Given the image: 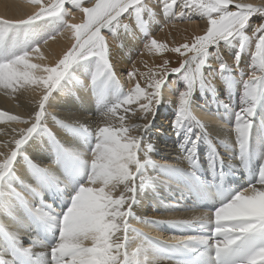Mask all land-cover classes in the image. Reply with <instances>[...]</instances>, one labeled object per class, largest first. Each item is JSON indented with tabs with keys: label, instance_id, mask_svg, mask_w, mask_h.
<instances>
[{
	"label": "bare ground",
	"instance_id": "bare-ground-1",
	"mask_svg": "<svg viewBox=\"0 0 264 264\" xmlns=\"http://www.w3.org/2000/svg\"><path fill=\"white\" fill-rule=\"evenodd\" d=\"M49 2L43 0L45 6ZM82 2L84 7H91L95 0ZM165 2L170 5L167 12L164 11ZM181 3L182 0H143L139 14L129 9L120 18L122 24L115 35L109 29H101L109 48L111 70L102 71L96 57L82 58L71 65L51 93L46 104L47 114L41 122L44 126L22 147L13 172L4 181L26 199L0 197V228L4 229L0 230V264H52L50 250L58 242L60 219L70 206L71 197L88 179V161L96 143L95 129L103 126L105 113L136 83L146 87L148 74L161 72L164 60L168 61L169 71L179 67L191 53L181 55L173 49L191 44L196 36L205 34L207 17L181 7ZM235 3L259 7L264 5V0H233L230 10H235ZM65 7L69 8L68 11L64 9L66 13L41 19L21 29L14 48L9 40L0 49V61L39 45L40 52L30 53L29 62L55 66L75 43L73 31L65 28L66 23L78 25L85 19L72 0H65ZM39 10L40 5L31 0H0V19H27ZM261 22L264 16L253 14L249 26L244 29L251 39L244 43L243 49L239 37L221 41L208 49L206 64L198 74L194 71L197 60L184 72L170 74L162 87V100L154 117H149L151 126L144 134L153 144L149 153L152 163L146 166L145 173L150 182L138 193V202L132 206L133 215L128 219L131 228L143 234L129 233L134 241L129 246L130 252L135 251V245L145 237L161 249L154 259L150 256L151 264H192L176 260L186 251L172 249V238L210 235L208 230L213 225L201 224L196 217L214 213L232 196L259 179L264 167V99L259 101L251 118V133L243 153L236 142L234 124L236 113L243 107V80L251 71L257 42L258 34L252 33L251 26ZM52 36L54 38L49 39ZM152 40L156 41L155 45L151 44ZM160 45L165 47L160 48ZM221 64L225 66L223 71L219 67ZM189 70L196 79L187 97L189 115L185 124L192 128L193 139L200 134L195 155L197 163L192 169L179 147L185 133L182 131L178 136L172 126L178 115L179 95L187 91L184 76ZM129 72H133L134 77H130ZM42 95V88L35 85L15 91L0 87V153L14 148L10 142L19 139V130L29 126L10 121L9 117L29 119L30 111L38 105ZM130 107L138 108V105ZM121 114L127 116L128 124L145 122L131 111L123 113L122 108L116 115ZM192 116L203 123L204 130L196 125ZM112 123H117L115 117ZM138 155L143 156L142 153ZM71 156L78 161L69 160ZM45 168L48 171H43ZM155 177L159 180L153 179ZM213 184L217 188L221 184L229 186L230 195L223 199L216 197ZM32 188H36L39 195ZM169 221L191 224L176 226ZM13 236L17 239H11ZM200 251L205 252V249L201 247ZM191 252L198 256L200 264H211L207 253Z\"/></svg>",
	"mask_w": 264,
	"mask_h": 264
},
{
	"label": "snow or ice",
	"instance_id": "snow-or-ice-1",
	"mask_svg": "<svg viewBox=\"0 0 264 264\" xmlns=\"http://www.w3.org/2000/svg\"><path fill=\"white\" fill-rule=\"evenodd\" d=\"M31 2L40 5V10L27 19L15 21L0 19V49H3L9 40L14 48L20 30L24 27L41 19L66 13L65 0H50L47 6L43 4V0ZM72 2L79 7L85 19L78 25L66 23L65 28L73 31L75 43L65 51L62 58L58 59L55 66L29 62L30 53L40 52L39 45L30 51L0 61V87L15 91L35 85L43 90L38 105L29 113V119L9 117L10 121H19L29 126L20 129V138L10 142L14 144V148L0 153V156H3L0 160V197L8 195L21 200L26 199L16 188L6 186L4 181L13 172L22 147L38 128L44 126L41 122L47 114L46 104L51 93L71 65L82 58L96 57L102 71L111 70L109 48L105 37L101 35V29H109L115 35L122 24L120 18L129 9H135L139 14L143 0H95L91 7H84L82 0ZM232 3L233 0H182L181 7L199 12L203 18L207 17L205 34L196 36L191 44L173 49L181 55L191 53L180 62L179 67L169 71L168 61L164 60L161 72L148 74L146 87L136 83L121 101L105 113L103 126H97L95 129L96 143L88 161L90 166L88 179L71 197V204L60 219L58 242L50 250L52 264H151L150 256L154 259L161 251L146 237L143 242L135 245V251H129V246L134 243L129 233L136 232L137 236L143 234L131 228L128 219L133 215L132 206L138 202V193L150 182L145 173L146 166L152 163L149 153L153 150V144L146 140L144 134L151 126L148 122L149 117H154L155 110L162 100V87L170 74L184 72L188 65L197 60L194 71L198 74L201 66L206 64L205 57L210 47L217 46L221 41L239 37L240 48L243 49L244 43L251 39L244 29L249 26L253 14L259 13L264 16V5L257 7L252 4L235 3V10H230L229 6ZM169 7L170 5L165 2L164 11L167 12ZM123 27L126 28L127 25ZM251 27L252 33L258 34L257 42L250 65L251 71L243 80V107L236 113L234 124L236 142L242 153L247 149L252 128L251 118L259 101L264 99V22ZM51 38L54 36L49 37ZM44 43H47V40ZM151 44L155 45L156 41L152 40ZM164 47L160 45V48ZM238 61L239 53L235 59L237 66ZM219 67L223 71L225 66L221 64ZM128 75L134 77L133 72H129ZM184 78L187 81V91L179 95L178 115L172 126L178 136L182 131L185 133L179 147L184 154L183 159L187 160L189 168L192 169L197 163L195 155L200 134L197 133L193 139L192 128L185 124V119L189 115L186 111L187 97L196 76L189 70ZM95 79L96 77H93V81ZM132 105H138V108H131ZM121 108L123 113L131 111L132 115L139 116V119L145 122L126 123V115H116ZM113 117L117 120L116 124L112 123ZM52 118L56 119L55 116ZM191 119L204 130L200 120L195 116ZM15 131L16 129H13V132ZM5 146L7 147V144ZM139 153L143 156L138 155ZM25 158L28 159L26 154ZM43 171L48 169L45 168ZM153 179L159 180V177ZM32 191L39 195L36 188H32ZM196 220L201 224L213 225L208 230L210 235L173 237L174 242L170 244L172 249L193 251L199 255L207 253L211 264H264V167L256 184L234 195L214 213L196 217ZM168 223L176 226L191 224L189 221ZM11 239L15 240L17 237L13 236ZM201 247L205 252L200 251Z\"/></svg>",
	"mask_w": 264,
	"mask_h": 264
},
{
	"label": "rangeland",
	"instance_id": "rangeland-1",
	"mask_svg": "<svg viewBox=\"0 0 264 264\" xmlns=\"http://www.w3.org/2000/svg\"><path fill=\"white\" fill-rule=\"evenodd\" d=\"M64 9L67 10V11L69 10V8H67V7H65ZM63 78H64V77H63ZM63 78H62V80H63ZM62 80H61V81H62ZM61 81H60V82H61ZM71 159H74L76 162L78 161L77 158H76L75 156H71V157L69 158V160H71ZM81 163H84V162H81ZM51 261H52V260H51Z\"/></svg>",
	"mask_w": 264,
	"mask_h": 264
}]
</instances>
